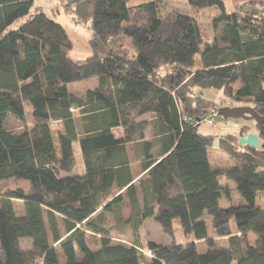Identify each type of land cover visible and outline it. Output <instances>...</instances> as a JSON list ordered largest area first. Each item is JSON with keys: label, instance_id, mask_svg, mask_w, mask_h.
Returning <instances> with one entry per match:
<instances>
[{"label": "trees", "instance_id": "1", "mask_svg": "<svg viewBox=\"0 0 264 264\" xmlns=\"http://www.w3.org/2000/svg\"><path fill=\"white\" fill-rule=\"evenodd\" d=\"M185 2L188 14L162 0H65L63 14L90 32L91 55L76 61L34 0H0V185L16 184L0 195V264H62L58 250L63 264H264V124L221 140L227 166L209 163L214 141L198 132L218 110L205 90L264 116V0ZM91 79L83 97L69 91ZM10 118L24 127L8 129ZM250 133L259 150L238 146ZM147 220L168 245L144 239Z\"/></svg>", "mask_w": 264, "mask_h": 264}, {"label": "rangeland", "instance_id": "2", "mask_svg": "<svg viewBox=\"0 0 264 264\" xmlns=\"http://www.w3.org/2000/svg\"><path fill=\"white\" fill-rule=\"evenodd\" d=\"M65 2V0H34V7H41L43 11L52 19H54L56 22L61 24L63 28L65 29L71 43L72 48L70 50V57L76 61H83L87 59L91 55V49L88 43L90 32L89 30L83 26V25H76L73 23L68 16L63 14L62 11V3ZM163 5L167 11H178L180 13L188 14L189 8L185 2V0H162ZM233 4H230L226 2L227 9L230 10ZM210 17L211 13H209L207 10H203L199 14V20L201 22V25L204 26V28L211 33L210 28ZM95 80H87L82 82H77L69 86V91L73 94L77 95L78 97H83L85 92L88 89H91L95 85ZM203 96L216 103V105L219 108L222 107H228V108H234V107H251L247 104H239V103H231L229 100L224 99L221 92L216 90H205L203 92ZM26 115H27V125H30V119L29 114L31 112V108L29 106L25 107ZM214 111V110H212ZM211 111V112H212ZM216 111V116L213 117L212 123L208 121V118L203 120L199 126H198V132L202 135H209L212 136L213 146L209 150L208 154V160L209 163L212 166H227L231 163V160L228 156V153L225 149H222L221 147V140L225 138L226 135H234L235 137H238V130L243 126L246 125V121L243 120H233V119H223L222 117L218 116V110ZM210 112V113H211ZM250 123V126L254 124L253 121H247ZM253 122V123H252ZM24 127L23 124L17 122L13 118H10L7 123V128L14 131L19 132ZM53 130H56V127L53 126ZM148 138V134H147ZM129 148V147H128ZM243 147H241L242 149ZM260 149V148H259ZM258 149V150H259ZM75 150V160H76V169L74 173L76 174H83L84 168H83V162L81 158V154L79 151V146L77 144L74 145ZM131 151V148H129ZM133 174L135 177H138L140 174V168L138 164L134 161L133 156L130 157ZM16 184L8 182L3 183L0 185V195H2L7 189L14 188ZM228 189H229V195H230V203L233 206H239L243 203L239 193L237 192L236 186L233 182H228ZM14 209L17 214L22 213V207L23 204L20 201H14ZM125 206L122 210V216L127 219L128 217V209H127V203L125 200ZM108 222L109 226L113 225V222L111 220V217L108 216ZM59 224H61L59 219ZM235 232V230H234ZM112 243L113 244H123V245H130L131 244V238L128 232V235L126 238H120L115 234V232L112 233ZM143 237L145 240H152L159 244L168 245L169 240L164 237V234L162 233V230L160 229V226L156 223H154L151 220H147L144 223V229H143ZM97 240L98 238L93 235H88V245L92 250L97 249ZM226 238L218 240V245H224ZM201 243H197V246L201 245ZM30 243L29 242H23L21 244V247L23 249L29 248ZM58 256L60 261L64 262V258L62 256V253L60 250H58Z\"/></svg>", "mask_w": 264, "mask_h": 264}, {"label": "water", "instance_id": "3", "mask_svg": "<svg viewBox=\"0 0 264 264\" xmlns=\"http://www.w3.org/2000/svg\"><path fill=\"white\" fill-rule=\"evenodd\" d=\"M218 116L223 119H233V120H243V121H253L256 125L264 124V116L258 115L250 107H222L218 109ZM259 139L256 134L250 133L245 137H240L238 139L239 147H246L253 150L258 149Z\"/></svg>", "mask_w": 264, "mask_h": 264}, {"label": "crops", "instance_id": "4", "mask_svg": "<svg viewBox=\"0 0 264 264\" xmlns=\"http://www.w3.org/2000/svg\"><path fill=\"white\" fill-rule=\"evenodd\" d=\"M145 139L148 141V140H149V136H148V138H147V135H146ZM128 147L131 148V151L129 150ZM128 147H127V150H128V159H129L130 167H131L132 174H133V169H132V165H131L132 163H131V161H130V157H131V155H132L133 158H134V154H133L132 146H128ZM134 161H135V158H134ZM135 162H136V161H135ZM136 164H138V163L136 162ZM138 166H139V164H138ZM133 176H134V174H133ZM140 177H141V171H140V174L138 175V177H135V176H134L135 181L139 180Z\"/></svg>", "mask_w": 264, "mask_h": 264}, {"label": "built area", "instance_id": "5", "mask_svg": "<svg viewBox=\"0 0 264 264\" xmlns=\"http://www.w3.org/2000/svg\"><path fill=\"white\" fill-rule=\"evenodd\" d=\"M216 116V111L214 110V111H212L206 118H208V121L210 122V123H212V121H213V117H215Z\"/></svg>", "mask_w": 264, "mask_h": 264}]
</instances>
